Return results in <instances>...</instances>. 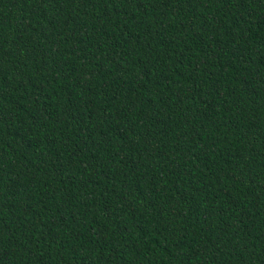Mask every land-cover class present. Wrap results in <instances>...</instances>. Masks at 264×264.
Returning <instances> with one entry per match:
<instances>
[{
    "label": "trees",
    "instance_id": "obj_1",
    "mask_svg": "<svg viewBox=\"0 0 264 264\" xmlns=\"http://www.w3.org/2000/svg\"><path fill=\"white\" fill-rule=\"evenodd\" d=\"M0 264H264V0H0Z\"/></svg>",
    "mask_w": 264,
    "mask_h": 264
}]
</instances>
